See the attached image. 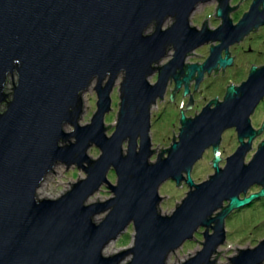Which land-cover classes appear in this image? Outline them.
Returning a JSON list of instances; mask_svg holds the SVG:
<instances>
[{"label": "water", "instance_id": "obj_1", "mask_svg": "<svg viewBox=\"0 0 264 264\" xmlns=\"http://www.w3.org/2000/svg\"><path fill=\"white\" fill-rule=\"evenodd\" d=\"M207 1L0 0V264H167L170 252L200 227L202 248L180 264H216L226 218L264 196V139L246 161L263 131L253 127L251 115L264 98V65L228 86L222 101H210L194 117L182 113L177 138L155 161L150 137L151 108L172 79L173 101L183 84L187 95L193 79L197 88L206 72L223 67L224 73L233 61L229 46L264 25V0H253L235 24L229 0H219L221 25H191L192 12ZM168 18L173 21L164 26ZM210 41L220 42L203 63H186ZM171 49L172 58L159 65ZM122 72L118 122L107 135L112 124L106 126L105 115ZM156 72L152 83L148 78ZM94 80L97 108L90 122L80 124L82 95ZM192 104L190 95L187 109ZM66 124L74 129L65 131ZM229 128L236 130L239 146L221 165L219 147ZM92 145L101 151L97 158L87 154ZM208 148L214 172L198 183L192 170ZM58 162L75 164L86 176L57 198H38ZM110 169L115 184L108 180ZM169 179L189 190L172 213L163 214L159 188ZM104 183L114 195L86 203ZM255 184L261 189L248 194ZM102 212L107 213L96 222ZM131 223L133 244L105 255V246ZM237 249L231 264L264 262V237Z\"/></svg>", "mask_w": 264, "mask_h": 264}, {"label": "rangeland", "instance_id": "obj_2", "mask_svg": "<svg viewBox=\"0 0 264 264\" xmlns=\"http://www.w3.org/2000/svg\"><path fill=\"white\" fill-rule=\"evenodd\" d=\"M234 4L237 3V9L234 14H232V19L234 22L238 21L241 14L248 10L251 0H233ZM217 1H207L206 3H200L197 5L196 9L192 12L190 16L191 24L201 26V23L207 20L209 26L214 28L215 23H221V18L216 16ZM173 21L172 18H168L164 26H168ZM215 22V23H214ZM153 24L146 30L147 32L152 31ZM252 33V32H251ZM245 36V40L235 45L232 48V52L236 56V62L234 65H229L228 67L218 70V73L213 71L210 75L206 76L203 80V84H206L204 89L205 92L198 99V105L188 111L187 114L193 115L194 112L200 111L202 106L205 105L210 98L215 95H219L220 99L224 94V89L228 83L234 82L235 84H240L243 80L247 79L248 73L250 71L251 64L260 65L264 63V29L253 32L252 34ZM215 42H210L203 44L197 49L193 50L186 58V62H192L195 60H201L207 58L210 45ZM233 46V45H232ZM244 50H247L246 52ZM173 55V49H171L167 56L161 60L159 65L168 62ZM199 55V56H198ZM223 73V74H222ZM123 72L118 76L114 90L112 91V108L105 115V124L108 126L112 124L106 130L107 135H111L115 130V126L118 122L119 113V87L123 80ZM150 82L155 83L157 80V72L151 75L149 78ZM14 82L17 81V74L13 75ZM96 80L84 91L83 98V113L79 119L80 124H86L90 122V119L94 112L96 111V101L97 94L95 90ZM8 91L13 86L12 75L9 76L8 81ZM173 89V83H169L165 97L163 99L158 98L157 102L152 106L151 109V130L150 137L152 148L155 150L154 154L151 156V161H155L157 155L162 151V149L167 148L171 145L173 137L177 138L180 128V113L181 104L182 109L185 108L187 103V97L178 92L180 95L174 104L171 98H168V94ZM184 94V91H183ZM185 95V94H184ZM171 96V94H170ZM174 100V99H173ZM4 108V105L1 109ZM197 108V109H196ZM252 124L256 127H260L264 122V99L259 103L256 110L251 116ZM65 131L71 132L74 127L70 124L64 126ZM264 139V130L254 138L251 150L246 155V161H249L254 155L260 142ZM70 140H75L71 137ZM67 143V142H65ZM239 146L237 132L234 128L226 129L223 132L221 143H220V155L223 158L221 164L225 163L227 156L232 154L236 148ZM124 152L127 151V141L124 143ZM101 151L95 145L88 148L87 154L91 158H97ZM214 157V152L212 148H208L203 157L196 162L192 170V176L196 182H201L209 177L210 174L214 172L212 166V160ZM211 161V162H210ZM55 171V172H54ZM85 171L78 168L75 164L68 166L63 162H58L53 170H51L42 181L40 187L37 190L38 198H57L67 190H69L73 183L79 178L85 177ZM108 180L110 183L115 184L117 180L116 173L113 169L108 172ZM261 188L260 185H252L248 194L256 192ZM189 190L188 185L183 182L181 185H177L174 180H167L159 188V193L162 196V201L158 204V209L163 214L172 213L173 209L182 201L185 197L187 191ZM114 194L109 188L108 183H104L101 188L95 192L86 203H93L98 201H106ZM243 196V194H241ZM227 204V202H225ZM107 212H102L94 216L96 222H100ZM226 228V240L221 244L215 254L213 259H216V264H231L229 257L234 256L238 253L237 248H246L250 246H255L259 240L264 237V196L256 199L250 205L236 209L230 213L226 218L225 222ZM204 227H200L197 232H195L192 239L186 240L184 244L171 251L168 258L167 264H180L186 260L190 255L195 254L198 250L202 248V241L204 240L202 232ZM212 231V230H210ZM134 226L131 223L118 237L110 241L104 248L103 252L105 255H112L120 252L123 249L131 246L134 240ZM199 240V241H198ZM219 252V254H218ZM130 257L124 259L123 263L128 261ZM264 264V262L262 263Z\"/></svg>", "mask_w": 264, "mask_h": 264}, {"label": "flooded vegetation", "instance_id": "obj_3", "mask_svg": "<svg viewBox=\"0 0 264 264\" xmlns=\"http://www.w3.org/2000/svg\"><path fill=\"white\" fill-rule=\"evenodd\" d=\"M210 1H212V0H210ZM215 1H217V7H218V4H219V0H215ZM233 0H229V3H228V5H229V7L231 8L230 10H229V12H228V15H229V18L230 19H232V14H234L235 13V11H236V9H237V3L236 4H234L233 2H232ZM240 1H242V0H239V2ZM209 2V1H208ZM253 2V0H251V3ZM206 3V2H205ZM251 3H250V5H251ZM250 5H249V7H248V10H249V8H250ZM262 7V6H261ZM247 10V11H248ZM246 11H244L242 14H241V17H242V15L245 13ZM216 16L218 17V18H221V23L219 24V23H215L213 26H214V28L212 27H210L209 26V24H208V22L207 21H204L203 23H207L208 24V26L211 28V29H216L219 25H221L222 24V21H223V19H222V17H219L218 15H217V10H216ZM240 17V18H241ZM239 18V19H240ZM232 21H233V19H232ZM239 21V20H238ZM238 21H236V22H234L233 21V23L235 24V23H237ZM203 23H201V26H199V25H196V24H194L193 26H196V27H198V28H201L202 27V25H203ZM192 25V24H191ZM264 29V25H261L260 27H258V28H256V29H253L251 32L253 33V32H255V31H258V30H260V29ZM250 32V33H251ZM250 33L249 34H247V35H250ZM251 33V34H252ZM246 35V36H247ZM245 38L246 37H243V39H241L240 41H238V42H235V43H233V44H231L230 46H229V56L230 57H232L233 58V61H232V64H230V66L231 65H234L235 64V62H236V56H235V54L232 52V48H234L235 47V45L238 47V44H240L241 45V42L242 41H244L245 40ZM210 42H213V41H210ZM209 42V43H210ZM220 41H215V43L214 44H211L210 46H213V45H216V44H218ZM233 45V46H232ZM211 48V47H210ZM197 49V48H196ZM245 52L247 51V50H244ZM210 52V51H209ZM209 55V54H208ZM225 55H226V50L225 49H223V51H222V57H225ZM206 58H204V59H201V60H195V61H192V62H186V63H199V64H201V63H203V61L205 60ZM262 65H264V63H262V64H260V65H256V64H251V66H250V70H251V68L253 67V66H256V67H261ZM229 66V65H228ZM228 66H226V67H228ZM221 68H223V67H221ZM221 68H219V69H221ZM219 69H214V70H212V72L213 71H218ZM211 72V73H212ZM211 73H205V75H204V78L206 77V76H208V75H210ZM249 73H250V71H249ZM249 73H248V75H249ZM204 78H203V80H204ZM203 80L200 82V84H199V86L197 87V88H195V79H193L191 82H190V84H189V86H190V92L187 94V95H184L183 94V91H184V84L182 85V87L179 89V90H177L175 93H174V100L171 102V101H169L170 103H172V104H174L173 106L175 107V102L177 101V98L179 97L178 95H180L179 93L180 92H182L181 94L184 96V98H188L187 99V103H186V105H185V108L184 109H182V110H179V113H180V117H179V121H180V118H181V114L182 113H185V115H186V117H194V116H196L201 110H202V108L206 105V104H208L210 101H212V100H215V99H218L219 101H222L223 100V98H224V95H225V93H226V90H227V88H228V86H230L231 84H233V85H235V86H238L239 84H235L234 82H231L230 81V83H228L227 84V86L225 87V89H224V94H223V96L221 97L222 99H220L219 97V95H215L214 97H212V98H210V100L205 104V105H203L202 106V108H201V110L200 111H196V112H194L193 113V115H191V114H187L188 113V111H190L192 108H194V106L196 107V105H198V99H200V97H201V95L203 94V92H205L204 91V89H205V87H206V84H203L202 82H203ZM246 80V79H245ZM244 81V80H243ZM169 83H173V89H171V91L169 92V94H168V98L170 97V94H172L173 93V91H174V88H175V81L172 79V81H170ZM169 83H168V85H169ZM167 88H168V86H167ZM166 91H167V89H166ZM179 92V93H178ZM166 93V92H165ZM190 95H192V97H193V104H192V107H191V109H187V106H188V101H189V99H190ZM164 97H165V95H164ZM163 97V98H164ZM163 98H161V99H163ZM264 99V98H263ZM262 99V100H263ZM158 100V99H157ZM261 100V101H262ZM260 101V102H261ZM259 105V104H258ZM214 105H212V107H213ZM257 108V107H256ZM197 109V108H196ZM256 110V109H255ZM252 116V115H251ZM252 121V120H251ZM253 125V124H252ZM253 127L255 128V129H260V128H262L263 127V130H264V122L261 124V126L260 127H256L255 125H253ZM222 158V157H221ZM222 160H223V158H222ZM221 160V161H222ZM222 165V164H221ZM224 165V164H223ZM261 189V188H260ZM259 189V190H260ZM259 190H257V191H259ZM242 197V196H241Z\"/></svg>", "mask_w": 264, "mask_h": 264}, {"label": "bare ground", "instance_id": "obj_4", "mask_svg": "<svg viewBox=\"0 0 264 264\" xmlns=\"http://www.w3.org/2000/svg\"><path fill=\"white\" fill-rule=\"evenodd\" d=\"M152 109V108H151Z\"/></svg>", "mask_w": 264, "mask_h": 264}]
</instances>
